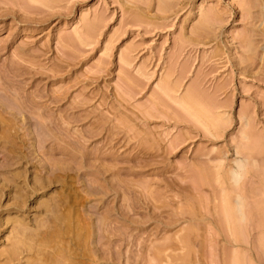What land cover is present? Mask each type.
<instances>
[{"label": "rangeland", "instance_id": "1", "mask_svg": "<svg viewBox=\"0 0 264 264\" xmlns=\"http://www.w3.org/2000/svg\"><path fill=\"white\" fill-rule=\"evenodd\" d=\"M1 120L0 264H264V0H0Z\"/></svg>", "mask_w": 264, "mask_h": 264}, {"label": "bare ground", "instance_id": "2", "mask_svg": "<svg viewBox=\"0 0 264 264\" xmlns=\"http://www.w3.org/2000/svg\"><path fill=\"white\" fill-rule=\"evenodd\" d=\"M1 103H2V101H1ZM33 106H34V105H33ZM26 107H27V106H26ZM32 108H33V107H32ZM25 109H27V108H25ZM37 109H38V108H37ZM23 110H24V109H23ZM29 110H30V109H29ZM19 113H20V112H19ZM6 114H7V112H6ZM21 116H22V115H21ZM39 116H40V115H39ZM7 118H8V117H7ZM2 119H3V118H2ZM4 120H6V119H4ZM9 120H11V118H9L8 121H9ZM16 120H17V118H16ZM1 121H2V120H1ZM18 121H19V120H18ZM6 123H7V122H6ZM51 123H52V122H51ZM51 123H50V125H51ZM2 124H3V121H2V123L0 122V126H1ZM35 124H36V123H35ZM52 124H53V123H52ZM10 125H11V124H10ZM37 125H38V124H37ZM50 125H49V126H50ZM8 126H9V125H8ZM1 127L4 128V127H6V126L3 125V126H1ZM9 127H12V126H9ZM6 128H8V127H6ZM9 129H10V128H8L6 131L3 129V132H4V133L6 132V133H7L6 135H8V133L11 132V131H8ZM13 129H14V128H13ZM1 130H2V129H1ZM14 130H15V129H14ZM14 130H13V132H14ZM36 130H38V129H36ZM53 130H54V129H53ZM16 131H17V130H16ZM29 131H30V130H29ZM38 131H40V130H38ZM38 131H37V132H38ZM3 132H2V133H3ZM17 132H18V131H17ZM23 132H24V131H23ZM0 133H1V132H0ZM2 133H1V134H2ZM4 133H3V134H4ZM26 133H27V132H26ZM1 134H0V135H1ZM19 134H20V133H19ZM22 134H23V133H22ZM24 134H25V133H24ZM6 135H1V136H4V137H5ZM13 135H15V134H12L11 136H13ZM17 135H18V134H17ZM9 136H10V135H9ZM9 136H7V138H8ZM11 136H10V137H11ZM20 136H22V135L20 134ZM0 138H1V140H2V142H1V140H0V143H1V145H2V144H4V142H6V141L4 140V142H3V138H2V137H0ZM14 138H15V137H14ZM11 139H12V137H11ZM23 139H24V138H23ZM8 140H10V138H9ZM12 140H13V139H12ZM15 140H16V139H15ZM15 140H14V141H15ZM27 140H28V139H27ZM14 141H13V142H14ZM22 141H23V140H22ZM38 141H41V143H43L42 140H37V142H38ZM7 142H8V141H7ZM10 142H11L10 144H12V141H11V140H10ZM37 142H36V144H37ZM14 144H18V143H16V141H15V143L12 144V145H13L12 147H14ZM1 145H0V147H3V146H1ZM4 145H5V146H4L1 150H4V148H6L7 143L4 144ZM21 145H22V144H21ZM21 145H20V146H21ZM9 146H10V145H9ZM9 146H7V149H8ZM20 146H19V147H20ZM42 146H43V145H42ZM12 147H10V148H12ZM19 147H18V145H17V147H15V148L17 149V148H19ZM22 147H23V146H22ZM22 147H21V149H22ZM37 147H38V146H37ZM10 148H9V149H10ZM15 148H13V150H14ZM7 149H6V152H7V153H6L5 151H3V153H4V155L8 154V156H7V155H6V156L9 157V155L12 154V153H10V151L7 150ZM23 149H24V148H23ZM10 150H11V149H10ZM14 151H15V150H14ZM14 151H12V152H14ZM17 151H19V150L17 149ZM20 151H21V150H20ZM8 152H9V153H8ZM28 152H29V151H28ZM20 153H22V152H20ZM20 153H19V155H20ZM35 153H36V152H35ZM14 154H15V153H14ZM16 154H17V153H16ZM16 154H15V155H16ZM15 155H12L11 158L14 157V158H15V161H16V157L18 156V154H17L16 156H15ZM21 155H22V154H21ZM36 157H37V156H36ZM17 158H18V157H17ZM19 158H20V157H19ZM19 158H18V160H19ZM21 158H22V156H21ZM5 159H7V158H5ZM9 159H10V158H9ZM24 160H25V159H24ZM4 161H6V160H4ZM7 161H8V163H7ZM7 161H6V163L9 164V166H10V163H9L10 160H7ZM12 161H13V160H12ZM12 161H10V162H12ZM15 161H14V163L16 164L18 161H17V162H15ZM20 161H21V159H20ZM39 162H40V161H39ZM14 163L12 162V165H13V166H14ZM18 163H19V162H18ZM27 163H28V162H27ZM3 164H4V167H5V163H3ZM3 164H2V165H3ZM7 164H6V165H7ZM2 165H1V166H2ZM1 166H0V167H1ZM13 166H10V168L13 167ZM51 166H52V164H51ZM4 167H3V168H4ZM6 167H7V169H8V166H6ZM1 168H2V167H1ZM50 168H51V167H50ZM241 168H244V167H241ZM12 169H16V168H12ZM0 170H1V169H0ZM3 170H4V169H3ZM242 170H243V169H242ZM13 171H14V170H13ZM13 171L11 172V170H7V172H6V170H5L6 173H5V172H4V173H5L7 176L9 175V177H10V174L13 173ZM10 172H11V173H10ZM233 172H234V171H233ZM237 172H238V171H237ZM239 172H240V171H239ZM239 172H238V173H239ZM0 173H3V172L0 171ZM4 173L2 174V177L5 178V179H4L5 181L2 179L3 182H1V180H0V183H1V184H4V182H6L5 184L7 185L9 180H8V178H7L6 176H4ZM8 173H10V174H8ZM14 173H15V172H14ZM14 173H13V176H14L15 178L18 177V176H15V175H17L19 172H17V174H16V173L14 174ZM20 174H21V173H20ZM20 174H19V175H20ZM56 174H57V173H56ZM0 176H1V175H0ZM13 176H12V174H11V178H12ZM40 176H41V175H40ZM40 176L38 177L39 179H41V177H42V176H41V177H40ZM53 176H54V174H53ZM55 176L57 177V175H55ZM14 177H13V179H15ZM46 177L48 178L49 176H46ZM233 177L236 178L235 180L238 182V177H239V175H238L237 173L234 172V176H233ZM11 178H10V183H9V184H11V182H14V184H15V180L12 181ZM49 178H50V177H49ZM6 179H7L8 181H7ZM18 179H19V178H18ZM36 179H37V176L35 177V180H34V186H35V183L37 184V183L40 181V180H36ZM53 179H54V178H53ZM50 180H51V178H50ZM54 180H56V179H54ZM16 181H17V180H16ZM56 181H57V180H56ZM58 181H59V180H58ZM21 183H22V182H21ZM24 183H25V182H24ZM39 183H40V182H39ZM39 183H38V185H39ZM41 183H42V182H41ZM49 183H50V182H49ZM1 184H0V185H1ZM9 184H8V185H9ZM12 184H13V183H12ZM14 184H13V185H14ZM44 184H45V183H42V184H40V185H41V186L43 185V187H44ZM6 185H3V186H5V188H6ZM18 185H19V183L16 185V187H17ZM26 185H27V184H26ZM3 186H0V188H1V187L4 188ZM14 186H15V185H14ZM34 186H33V188H34ZM36 186H37V185H36ZM41 186H39V188H38V187H37V188L40 190V187H41ZM9 187H10V186H9ZM9 187H8V188H9ZM16 187H15V189L17 190V188H18V190H17V191H13V193H15V192H19V189H22L21 191H24V192L26 193V190H25L26 188L23 190V188H21L22 186H18L17 188H16ZM43 187H41V189H42ZM37 188L35 187L34 189L37 190ZM12 189H13V188H12ZM15 189H13V190H15ZM0 190H2V189H0ZM9 190H10V189H9ZM42 190H43V189H42ZM28 191H29V190H28ZM32 191H33V190H32ZM3 192H4V191H2V193H3ZM36 192H37V191H36ZM8 193H9V192H8ZM21 193H23V192H21ZM21 193H20V192H19V193H16V194H14V196L16 195V197H17V198L19 197V199L21 200L22 195L25 197V195H24V194H21ZM28 193H29V192H28ZM28 193H26V194H28ZM33 193H35V192H33ZM56 193H57V192H56ZM19 194H20V195H19ZM29 194H30V193H29ZM17 195H19V196H17ZM52 195H53V194H52ZM27 196H28V195H27ZM30 196H31V195H30ZM30 196H29V197H30ZM33 196H34V195H33ZM60 196H62V195H60ZM24 197H23V198H24ZM29 197H28V198H29ZM51 197H52V196H51ZM53 197H54V196H53ZM25 198H26V197H25ZM62 198H63V197H62ZM13 199H14V198H13ZM53 199H54V198H53ZM75 199H76V197H75ZM78 199H79V198H78ZM23 200H24V199H23ZM49 200H50V199H49ZM49 200H48V201H49ZM24 201H25V200H24ZM24 201H22L21 203H25ZM50 201H54V200H50ZM50 201H49V202H50ZM57 201H58V200H57ZM57 201H56V202H57ZM73 201H74V200H73ZM245 201H246V200H245ZM17 202H20V201H17V200H16V204H17V208H18V205H19V204H18ZM54 202H55V201H54ZM54 202H52V203H47V200H46V202H44V206H45V204L47 203L46 206H45V207H46V210H45V211H49V212H47L48 214L50 213V211H55V208L57 209V211L59 210V209H58V208H59L58 206L60 205L59 203L61 202V200H60V202H58V203L55 202L56 204H59V205H57V206L55 205ZM21 203H20V204H21ZM14 204H15V202H14ZM42 204H43V203H42ZM238 204H239V201H238ZM25 205H26V203H25ZM25 205L23 206V208L26 207ZM81 205H82V204H81ZM239 205H240V204H239ZM19 206H22V204L19 205ZM55 206H56V207H55ZM60 206H61V205H60ZM64 206H65V205H64ZM77 206H78V205H77ZM241 206H242V203H241ZM15 207H16V205H15ZM62 207H63V204H62ZM21 208H22V207H21ZM241 208H242V207H241ZM243 208H244V207H243ZM60 209H61V207H60ZM62 209H63V208H62ZM62 209H61V211H62ZM65 209H66V208H65ZM76 209H77V208H76ZM16 210H17V209H16ZM19 210H20V207H19ZM78 210H79V208H78ZM240 210H241V212H242V214H243L244 211H242V209H240ZM23 211H24V210H23ZM59 211H60V210H59ZM61 211L59 212V213H60L59 215H60V217L62 218V217L64 216V214H63V216H62V215H61V213H62ZM63 211H64V210H63ZM81 211H82V210H81ZM21 213H22V212H21ZM47 213H46V214H47ZM57 213H58V212H55L56 216H58ZM65 214H66V213H65ZM49 215H50V214H49ZM49 215H48V216H49ZM66 215H67V214H66ZM66 215H65V216H66ZM73 215H74V214H73ZM73 215H71V216L69 215V219H70L71 217H74V218H75V216H73ZM243 215H244V214H243ZM54 216H55V215H54ZM56 216H55V217H56ZM65 216H64L63 219L68 220V219H67L68 217H67V216L65 217ZM82 216H83V215H82ZM244 216H245V215H244ZM244 216H243V218H244ZM49 217H50V218H47V217H44V218H46V219H51V215H50ZM52 217H53V215H52ZM76 217L80 218L81 215L79 214V216L77 215ZM14 218H15L16 225L14 224V222H11V223L14 224V225H12V226H15V227L13 228L14 231H11V232L14 233L16 237H13L14 234H13L11 237L13 238V241H14V240H15V241H14V243L12 242V243H11L12 245L9 246L10 249H9L8 251H5L6 254H7L6 256H8L7 258H8V260H9V262H12L13 260L17 259L16 256H17L18 254H20L19 257H18V258H20V256H21V252H22V251H23V252H26V251H25L26 249H24V248H28L27 251L30 252V251H31L30 249L33 248V247H32V244H33L34 247H37V251H38V249L40 250V252H39V251L37 252V251L35 250L36 248H33L34 251H35V253L37 252V253H39V254L42 253V252L44 251L45 248L48 250V251H46V252H53L52 254H54V252H57V249H58V250H62V251L64 250L65 247L62 248V249H59L62 245H60V247H59V245H58V248H57V249H56V248H55V249L52 248V247H54V244H55V243H56V244L60 243L62 237L65 238V236H62V234L64 233V231H65L66 229H63L64 231H62V229H61V231H62L63 233H62V232H61L62 234L60 233V230H59L60 227H61V226H59V225H60V224H59L60 222H58V224H59V225H58L59 228L57 227L58 230H57V228L55 229L56 232H59V233H60V234H59V233H56V232H55V234H59L60 237H57V236H56V237H57V238H56L55 235H54V233H53V236H52V232H54V230L52 229L53 231L50 230L51 232H49V230H47V229L45 228V226H44L45 224H44V225L42 224L43 222L46 223V224H48V222H47L48 220L45 222V221H44L45 219H44V220H43V219H39V221L37 220V223L34 224V225L37 226V228H35V231L37 232V229H38L39 227L42 228V225L44 226L43 228H45L46 230L44 229V231H42L43 228H42V229L39 228V230H38L37 233H36L35 231L33 232L34 234H35V233H36V234L33 235V238H31V237H32V236H31L32 234H31L30 232H32V230H34V229H33V228H32V229L30 228L31 226L29 225V223H27L26 218L24 217V215H22V217H21L20 215H19V216L17 215V216L14 217ZM34 218H35V217H34ZM38 218H39V217H38ZM61 218H60V220H61ZM74 218H71V219H73L74 221L78 219V218H77V219H74ZM83 218H85V217H82V220H83ZM11 219H13V216H12ZM11 219H10V217H9V219H7V221H8V220L11 221ZM54 219H55V220H54ZM71 219L68 220V221L71 222V221H72ZM13 220H14V219H13ZM28 220H29V219H28ZM40 220H41V221H40ZM57 220L60 221L59 218L56 219V218L53 217V219H52L51 221L49 220V223L51 222L50 224H52L53 221H57ZM66 220H64L63 222L65 223ZM241 220H243V219H241ZM10 221H9V222H10ZM34 221H35V220H34ZM34 221H33V222H34ZM61 221H62V220H61ZM68 221H66V222H68ZM77 221H78V220H77ZM77 221H76V222H77ZM70 222H69V223H70ZM88 222H89V221H88ZM72 223H73V221H72ZM72 223H71V224H72ZM86 223H87V222H86ZM243 223H244V222H243ZM0 224H1V223H0ZM50 224H48V225L51 227ZM53 224H57V222H56V223H53ZM53 224H52V225H53ZM65 224H67V223H65ZM83 224H84V223H83ZM48 225H46V226H48ZM72 225H73V224H72ZM72 225H70V226H72ZM74 225H75V224H74ZM79 225H80V224H79ZM0 226H1V225H0ZM56 226H57V225H56ZM56 226H54L53 228H55ZM75 226L77 227V225H75ZM81 226H82V225H81ZM81 226H79V227H80V228H83V227H81ZM66 227H68V226L66 225ZM76 227L73 226L72 229H76ZM79 227H78L77 230H75L76 232H78V231H79V232L82 231V232H81L82 234H86V233H88L89 230L87 231V228H85V227H87V226L84 227V228L86 229V231H87V232L84 231L85 233H84L83 230L80 229ZM69 228L71 229V227H69ZM69 228H67V229H68L69 231L72 232V229L70 230ZM40 229H41L42 232H39ZM50 229H51V228H50ZM85 229H84V230H85ZM27 230H30V231H27ZM26 231L29 232L31 235H29V233H27ZM66 231H67V230H66ZM73 231H74V230H73ZM11 232H10V233H11ZM43 232H44V233H43ZM89 232H90V231H89ZM50 233H51V234H50ZM65 233H66V232H65ZM65 233H64V235H67V234H65ZM69 233H70V232H69ZM70 234H71L72 238H74V236L72 235L73 232L70 233ZM70 234H68V236H69ZM88 234H89V233H88ZM36 236L38 237V238L36 239V242L38 243V241H39L38 244H40V246H42V245H46V244H48V243H49L48 245L51 246L52 243L50 244L49 240L52 239V238H54V237H55V238L53 239L54 241H53V240H50V241H53V244H52L51 247H50V246H49V247H46V246H48V245H46L45 247H44V246L40 247V246L34 241V240H35L34 237L36 238ZM61 236H62V237H61ZM48 237H50V238H48ZM14 238H16V239H14ZM47 238H48V239H47ZM59 238H60V240H59ZM70 238H71V237H69V239H70ZM72 238H71V239H72ZM75 238H76V236H75ZM80 238H81V236L79 237V239H80ZM40 239H41L42 241H41ZM55 239H58V241H56ZM77 239H78V238H76V241L79 240V239H78V240H77ZM37 240H38V241H37ZM45 240H46V243H45ZM63 240H64V241H65V240L67 241V236H66V239H62V241H63ZM80 240L82 241V238H81ZM85 240H86V239H85ZM85 240H83L82 243H83V242H85V243L88 242V241H85ZM87 240H89V239L87 238ZM11 241H12V240H11ZM32 241H34L35 243H34V242L32 243ZM40 241H41V242L44 241V242L42 243V245H41V242H40ZM47 241H48V243H47ZM62 241H61V242H62ZM73 241H74V240H73ZM30 242H31L32 244H31ZM69 242H70V241H69ZM71 242H72V241H71ZM78 242H79V241H78ZM82 243H81V246H83V244H84V243H83V244H82ZM60 244H61V243H60ZM74 244H75V243H74ZM77 244H78V243H77ZM79 244H80V242H79ZM26 245H27L28 247H27ZM30 245H31L32 248L30 247ZM35 245H36V246H35ZM67 245H68V244H67ZM67 245H66V246H67ZM71 245H73V244H71ZM71 245H70V246L68 245V246L66 247V252H68V250L70 249V247L73 249V248L75 247L76 244H75L74 246H71ZM85 245H86V244H85ZM87 245H88V243H87ZM63 246H65V245H63ZM63 246H62V247H63ZM79 246H80V245H79ZM79 246H78V247H79ZM38 247H39V248H38ZM43 247H44V249H42ZM56 247H57V245H56ZM78 247H76V248L78 249ZM48 248H49V249H48ZM51 248H52V251H51ZM68 248H69V249H68ZM82 248H85V250H82V249L80 248V250H81L80 252H79V251H76L77 249H76L75 251H76L77 253H81L82 256L84 255V254H82V251H84V253L86 254V256H89V253H91V248H89L90 250L88 249V250L90 251V252H88V253L85 252V251H87L86 246H84V247H82ZM22 249H24V250H22ZM41 249H42V250H41ZM46 249H45V250H46ZM67 249H68V250H67ZM74 249H75V248H74ZM100 249H101V248H100ZM6 250H7V249H6ZM49 250H50V251H49ZM54 250H55V251H54ZM62 251H60V252L62 253ZM70 251H71V253H65V251H63L62 254H63V256H65V257H62V254H61V253H60V255H59V254H56V256L58 255V256H57L58 259H57L56 256H54V257H56L55 259H56V260H60V262H59V261H58V262H57V261H52L53 259L51 260L50 258H53V256L51 257L52 254H50V253H49V254H48V253L46 254V252H45V253L43 252V254H40V256H43V255L45 254V256H47V258H48V257H49L48 255H50V257H49V261L51 260V261H50V263L52 262L51 264H53L54 262H55L56 264H76L75 262H77L81 257H78L79 259L76 260L75 256L77 257L79 254H76L75 251H74V253L76 254V255H75L74 253H72L73 250H69V252H70ZM31 252H32V251H31ZM31 252H30V253H31ZM58 252H59V251H58ZM30 253H29V254H30ZM35 253H34V254H35ZM37 253H36V254H37ZM22 254H23V253H22ZM64 254H65V255H64ZM73 254H74V255H73ZM54 255H55V254H54ZM38 256H39V255L37 254V259H33V258L36 257V256H34V257L32 256V257H33L32 259L35 260V261L37 260V262L40 260V258H43V259H44V256H43V257H40V258H38ZM84 256H85V255H84ZM23 257H24V256H23ZM25 257H28V255H27V256L25 255ZM59 257H60V259H59ZM66 257H67V259H66ZM90 257H91V255H90ZM7 258L4 260V263H5V261L8 262V261H7ZM73 258H74L76 261L74 260V262H73ZM29 259H30V258H29ZM32 259H31V260H32ZM81 259H82V258H81ZM81 259H80L79 261H81ZM85 259H86V257H85ZM19 260H20V259H19ZM19 260H17V261L19 262ZM25 260H26V258H25ZM47 260H48V259H47ZM66 260H67V261L69 260V261L67 262ZM90 260H91V259H90ZM21 261H22V258H21ZM41 261H42V259H41L39 262L42 263ZM45 261H46V258H45ZM45 261L43 260V262H45ZM49 261H47V262H49ZM62 261H63V262H62ZM82 261H83V260H82ZM9 262H8V263H9ZM13 262L16 263V260L13 261ZM18 262H17V264H18ZM27 262H29V261H27ZM87 262H88V260H86V261L84 260V262H79V263H80V264H88ZM15 263H13V264H15ZM50 263H49V264H50ZM77 263H78V262H77ZM79 263H78V264H79ZM5 264H6V263H5ZM29 264H35V263L32 262V263H29ZM36 264H37V263H36ZM38 264H39V263H38ZM46 264H48V263H46Z\"/></svg>", "mask_w": 264, "mask_h": 264}]
</instances>
